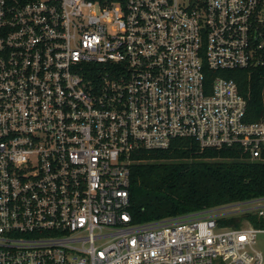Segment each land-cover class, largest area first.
I'll return each instance as SVG.
<instances>
[{"label":"built area","instance_id":"1","mask_svg":"<svg viewBox=\"0 0 264 264\" xmlns=\"http://www.w3.org/2000/svg\"><path fill=\"white\" fill-rule=\"evenodd\" d=\"M264 0H0V264H264L239 203L135 222L131 164L177 138L264 151L236 81ZM226 208V209H225Z\"/></svg>","mask_w":264,"mask_h":264},{"label":"trees","instance_id":"2","mask_svg":"<svg viewBox=\"0 0 264 264\" xmlns=\"http://www.w3.org/2000/svg\"><path fill=\"white\" fill-rule=\"evenodd\" d=\"M236 81L247 100L245 120L264 119V64L213 71ZM131 164V207L135 222L206 210L264 196V151L252 159L240 146L201 147L194 138H177L168 148L142 149ZM253 212L220 216L219 224L240 227Z\"/></svg>","mask_w":264,"mask_h":264},{"label":"rangeland","instance_id":"3","mask_svg":"<svg viewBox=\"0 0 264 264\" xmlns=\"http://www.w3.org/2000/svg\"><path fill=\"white\" fill-rule=\"evenodd\" d=\"M248 210H249V202L236 204L235 206L230 207L227 210H224V209L218 210L217 213H224V212L228 211L232 214V213H242V212L248 211ZM245 224H247V223L245 222ZM256 247L260 251H262L263 256H264V233L258 234Z\"/></svg>","mask_w":264,"mask_h":264}]
</instances>
